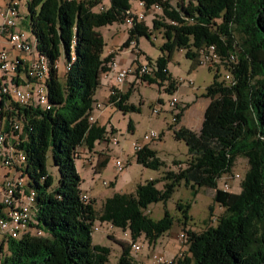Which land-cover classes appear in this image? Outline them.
Wrapping results in <instances>:
<instances>
[{
  "label": "trees",
  "instance_id": "16d2710c",
  "mask_svg": "<svg viewBox=\"0 0 264 264\" xmlns=\"http://www.w3.org/2000/svg\"><path fill=\"white\" fill-rule=\"evenodd\" d=\"M99 1H25V24L34 39L31 43L37 55L48 62L49 72L43 80L47 106L0 100L2 129L11 132L12 119L21 124L17 147L23 163L14 169L34 195L28 231L19 238L0 240V264H107L108 248L91 242L93 221L127 229L130 242L142 237L150 245L177 223L184 230L185 247L172 258L174 263L264 264V0H178L174 5L169 0H109L107 7L93 11ZM136 1L142 2L144 9L159 5L160 15L150 24L152 30H160L162 39L160 55L148 62L151 72L139 75L140 81L159 87L167 80L164 90L171 92L174 84L164 68L170 53L183 49L195 67L198 49L211 45L232 61L230 68L223 69L233 83L218 82L214 72L205 87L208 102L200 127L190 131L181 126L173 131L174 138L185 144L188 157L183 168L164 173L160 190L152 179L138 183L131 193L105 198L96 213L90 199L85 203L79 200L80 179L73 161L78 146L90 151L104 134L103 126L87 117L93 109L92 94L100 76L108 71L106 64L114 52L100 58L102 42L94 28L122 22ZM150 34L142 22H133L118 51ZM60 57L65 59L61 83L52 65ZM127 95L128 89L115 90L107 95L106 104L122 113L138 110L126 103ZM130 125H126L129 132ZM48 150L58 174L53 187L44 169ZM239 156L246 164L239 192L218 189L216 180L231 172ZM133 157L143 168L157 170L160 166L146 146L134 151ZM102 165L97 162L93 170ZM181 180L191 189L213 190L214 204L223 209L214 225L204 223L200 232L185 229L186 206L180 204L176 207L181 215L175 220L167 211L155 221L146 216L147 205L165 201ZM2 210L0 204V218ZM30 229L40 234L30 235ZM119 245L115 264H139L129 255V243Z\"/></svg>",
  "mask_w": 264,
  "mask_h": 264
},
{
  "label": "rangeland",
  "instance_id": "374dc122",
  "mask_svg": "<svg viewBox=\"0 0 264 264\" xmlns=\"http://www.w3.org/2000/svg\"><path fill=\"white\" fill-rule=\"evenodd\" d=\"M5 1L0 0V9ZM25 1L17 0L18 16L15 19L16 29L21 32L25 39L30 41L31 51L39 58L35 52L33 37L27 32L26 28V5ZM178 0H169L171 5H174ZM109 4V0H100L92 10L98 11L100 8H105ZM140 9L136 2L130 5L131 14L138 12ZM160 12L154 11L145 14L142 22L151 34L148 38L144 36L137 37L136 45H129L126 48L121 47L127 35L128 26L123 22H112L109 25L95 27L94 30L99 33L102 48L100 49V58H104L110 51L114 52L113 60L118 66L130 67L131 74L127 75L122 84L125 87L122 91L128 89L126 103L133 105L138 110L133 112H120L111 104L100 103L101 96L105 89L97 86L94 94H92L93 109L91 112L95 114L96 103L100 105V114L98 125L103 126L104 134L102 139L96 140L93 143L91 150H87L84 146H78L74 157L75 171L80 179L79 189L86 192L88 199L91 200V206L97 213L100 210L102 201L111 197L114 193H131L136 184H143L147 180H155V188L160 190L165 182L163 179L164 173L170 171L177 172L185 166L187 160L186 146L182 140L175 139L173 131L178 127L184 126L188 130L193 131L200 125L201 114L203 113L202 106L206 104L204 96L205 87L213 80L214 72L217 73V80L222 81L225 73L224 67L208 66L204 63H199L192 67V62L183 54V49L173 50L166 63L165 71L169 80L173 81L174 90L166 92L164 90L166 81H163L158 87L155 83L147 84L140 81L139 75L136 72L138 64L148 65V62L153 63L154 59L160 55L159 46L162 43L160 30H152L150 21L153 18L159 17ZM10 57L15 55L21 57L23 53L12 50L10 45H0ZM135 57V59H133ZM57 81L61 83L65 59L59 58L57 62ZM21 77L25 78L21 72ZM105 74V76H104ZM100 76L99 84H103V80L108 76V80L113 83V73L107 71ZM107 75V76H106ZM5 77H8L7 75ZM41 86L44 97L45 88L43 80ZM25 91H31V85L24 84ZM32 93L39 92V86L32 85ZM173 98L174 106H169L168 102ZM46 101L44 106H47ZM153 110H155L153 112ZM95 116V115H94ZM176 118L174 122L173 119ZM130 123L131 131H127L126 125ZM153 132L155 137L149 141L142 142V136ZM110 139H114L116 144H111ZM107 140V141H104ZM136 143L141 146H146L152 150L156 159L160 162L157 170L143 168L134 160V150L132 144ZM91 158V163L87 164V159ZM118 160L122 163V169L115 170L114 162ZM103 163L96 172L93 170L97 164ZM23 161H17L15 167H20ZM44 169L50 176L51 186L57 182V171L51 162L50 150L45 153ZM14 167V168H15ZM246 169L245 158L237 157L234 160L231 172L222 174L216 180V187L223 188V183L228 184L227 192L236 194L239 192V180ZM15 179H20L19 172L14 169ZM5 169L0 166V181L3 179ZM18 175V176H16ZM237 175V178L234 176ZM18 177V178H17ZM29 190V189H28ZM194 190V192H193ZM30 191V190H29ZM213 190L211 188H193L185 185L181 180L175 186L169 197L163 202L150 203L147 205L144 213L147 217L154 221L163 216V212L167 211L174 220L180 217L181 211L176 207L177 204L186 206V228L196 232H200L205 228V224L214 225L215 218L222 212V207L214 204L212 199ZM0 195H4V182H0ZM30 195L34 196L31 191ZM208 206L212 207L211 212L208 211ZM93 225L98 229L91 231L90 237L93 245L105 246L108 248L107 264H115V260L120 254V242L128 243L130 238L127 229L123 230L119 227L111 226L108 222L93 221ZM27 230L29 226H26ZM184 230L177 223H173L171 229L163 232L154 243L148 244L142 237L136 238L139 246L137 251H129V255L136 259L139 264H148L152 254H161L164 258L171 259L180 251H184V244L179 240L177 234ZM24 231L20 229L17 238L21 237ZM1 240V237H0Z\"/></svg>",
  "mask_w": 264,
  "mask_h": 264
},
{
  "label": "built area",
  "instance_id": "2783aa9c",
  "mask_svg": "<svg viewBox=\"0 0 264 264\" xmlns=\"http://www.w3.org/2000/svg\"><path fill=\"white\" fill-rule=\"evenodd\" d=\"M17 0L5 1L3 7L0 9V45L8 44L12 50L23 53V56L17 55L10 57L7 52L0 47V100L6 102H14L23 106L42 107L44 99L42 95V89L40 87V77L45 66L42 65V61L37 58L29 49V42L25 39L24 35L16 29L15 19L18 16L16 9ZM139 11L131 14V11H126V15L122 22L128 27L134 23H138L143 20L145 14L152 12H158L160 10L158 4L149 6L148 9L143 8L142 2L136 1ZM131 47L133 43L129 44ZM198 63H204L208 66H222L230 68L233 64L229 58H225L219 54V51L214 46H202L197 51ZM135 59V57L133 58ZM59 59L52 62L53 70L57 72ZM106 67L108 71L113 73V85L109 88V94H114L115 90L121 91L120 86L125 77L131 74L130 67L118 66L111 59ZM151 67L144 64H138L136 66V72L138 75L142 73L148 74L151 72ZM23 71L24 77H21ZM8 77H5V76ZM223 79L226 82L233 83L230 74L225 71ZM24 84L39 85L38 93H31V91H24ZM106 103V100H105ZM169 106H174L173 98L168 102ZM98 107V104L95 105ZM3 108H5L3 106ZM155 110H153L154 112ZM4 119H0L3 121ZM87 120L89 122L96 121L92 112L88 114ZM174 121V119H173ZM21 132V124L19 120L12 119L11 132L0 130V166L5 169L3 179L0 182H4V195H0V204L2 205V218H0V237L3 239H12L14 230L22 224H27L28 211L31 209V195L26 185H23L20 179H14V166L16 161L21 159V150L17 147L19 141V134ZM155 134L149 132L142 136V142L149 141L154 138ZM107 141V140H104ZM112 145L116 144L114 139L109 141ZM141 145L136 143L132 144L134 151H137ZM91 158L87 159V164L91 163ZM115 170L122 169V163L118 160L114 162ZM237 178V175L234 176ZM225 190L228 188L227 183H223ZM79 200L81 203H85L88 200L86 192L79 191ZM98 228L92 225L91 230L96 231ZM40 234L38 230L30 229V235ZM180 241L184 242L183 232L177 234ZM129 249L132 251L139 250V246L136 242H128ZM179 253H177L178 255ZM173 258V257H172ZM164 258L161 254H152L150 262L148 264H178L173 260ZM143 264V263H142Z\"/></svg>",
  "mask_w": 264,
  "mask_h": 264
},
{
  "label": "crops",
  "instance_id": "0c3cea01",
  "mask_svg": "<svg viewBox=\"0 0 264 264\" xmlns=\"http://www.w3.org/2000/svg\"><path fill=\"white\" fill-rule=\"evenodd\" d=\"M1 45H4V44H1ZM104 76H105V74H104ZM107 76V75H106ZM109 78H108V76L103 80V84L101 83V84H99V87H103L104 89H105V92H103V94H102V96H101V99H100V103H102V104H106L105 103V100H106V97H107V95L109 94V88L113 85L109 80H108ZM125 87V84H123V85H121L120 86V89L121 90H123V88ZM207 102H208V100L206 101V104H207ZM96 104H98V107H96V111H95V114L94 113H92L93 114V116L95 117V119H96V122H97V124H99L98 123V121H99V116H98V114H100V110H98L99 108H100V105H99V103L97 102ZM206 104H204L203 106H202V108H203V111H204V108H205V106H206ZM202 115V114H201ZM202 117V116H201ZM200 122H201V118H200ZM199 127H200V125H199ZM197 129H198V127L196 128V129H194L193 131H197ZM17 168H19V167H17ZM16 171V170H15ZM16 176H18V175H16ZM19 177V176H18ZM17 177V178H18ZM89 198V197H88ZM29 223V222H28ZM28 225V224H27ZM21 230H23L24 231V233L25 232H27L28 230H26V227L25 228H22Z\"/></svg>",
  "mask_w": 264,
  "mask_h": 264
},
{
  "label": "bare ground",
  "instance_id": "6f19581e",
  "mask_svg": "<svg viewBox=\"0 0 264 264\" xmlns=\"http://www.w3.org/2000/svg\"><path fill=\"white\" fill-rule=\"evenodd\" d=\"M29 42V49H31V47H30V41H28ZM211 46V45H210ZM31 51V50H30ZM33 52V51H32ZM35 55V54H34ZM37 57V56H36ZM39 60L40 61H42L41 63H42V65L43 66H45L44 67V69H43V71H42V75H41V77H40V87H41V89H42V86H41V79H43V78H46V76L48 75V72H49V67H48V62H47V60L44 58V57H39ZM232 62V61H231ZM37 86H39V85H37ZM25 91V90H24ZM42 92H43V89H42ZM41 92V93H42ZM32 93V92H31ZM42 95H43V99H44V102L46 101V97H44V93H42ZM43 106H44V104H43ZM2 123L3 122H1L0 121V130H3L2 129ZM22 155L23 154H21V159H22ZM20 159V160H21ZM16 164H17V161H16ZM15 173V172H14ZM14 179H15V175H14ZM22 184H23V182H22V180L20 181ZM29 191V190H28ZM31 197V196H30ZM31 199H32V197H31ZM32 200H31V209L30 210H32ZM30 210L28 211V217H29V214H30ZM28 222H29V220H28V218H27V224H28ZM27 224H22V225H20V226H18V228L17 229H15L14 230V233H13V236L14 237H16L17 235H18V233H19V231H20V229H22V228H25L26 226H27ZM13 236H12V239H13Z\"/></svg>",
  "mask_w": 264,
  "mask_h": 264
}]
</instances>
